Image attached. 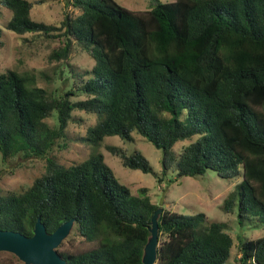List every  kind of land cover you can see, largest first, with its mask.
Returning a JSON list of instances; mask_svg holds the SVG:
<instances>
[{
  "label": "trees",
  "instance_id": "trees-1",
  "mask_svg": "<svg viewBox=\"0 0 264 264\" xmlns=\"http://www.w3.org/2000/svg\"><path fill=\"white\" fill-rule=\"evenodd\" d=\"M43 1L0 0L11 11L5 27L56 42L51 60H69L77 46L94 62L83 82L60 94L28 85L14 68L0 71L2 159H45L26 187L0 190V228L30 235L38 216L48 231L73 217L85 240L100 242L60 250L69 264H143L158 206L146 187L132 193L100 152L70 164L50 154L75 109L96 115L84 136L89 144L109 134L132 140L136 131L162 149V173L211 168L222 177L241 176L224 210L237 200L241 219L264 220V0H150L138 11L116 0H64L57 24L31 17L34 2ZM74 88L84 96L72 98ZM54 111L50 125L46 117ZM183 140L189 141L175 151ZM107 147L124 166L152 171L140 150ZM224 225L206 223L202 211L163 207L154 264H225L233 238ZM238 249L239 264H264V235L239 240Z\"/></svg>",
  "mask_w": 264,
  "mask_h": 264
},
{
  "label": "rangeland",
  "instance_id": "rangeland-1",
  "mask_svg": "<svg viewBox=\"0 0 264 264\" xmlns=\"http://www.w3.org/2000/svg\"><path fill=\"white\" fill-rule=\"evenodd\" d=\"M116 1L134 11L147 9L150 2V0ZM64 11V0H44L40 3L34 2L30 15L35 19L57 24L63 17ZM10 13V9L0 4V71L14 68L28 76V85L43 86L54 94L62 93L74 81L81 83L85 80L86 71L94 62L86 51L76 46L69 60H51L49 53L56 42L35 34L23 35L7 29L5 24ZM23 37H27L28 40L24 41ZM83 96L84 94L78 91L77 95L71 97L76 99ZM46 121L50 125L56 123L55 111L53 115L46 117ZM95 121L94 113L73 110L65 136L58 139L50 154L58 161L70 164L87 158L91 153L100 152L104 161L112 168L115 177L119 182L127 185L132 193L139 194L140 188L146 187L151 200L159 203L163 199L162 205L165 208L186 214L202 211L205 213L206 223L214 220L224 222V228L233 238L230 256L225 264H239L237 260L239 240L264 235V220L251 214L241 219L238 215L237 200L232 210L226 211L223 208L224 199L236 188L241 176L222 177L211 168L196 175H178L171 169L162 173V149L155 147L136 131H132V140L109 134L96 145L85 141L86 129ZM188 141L176 142L173 146L175 151H179ZM110 144L122 146L128 152L134 149L140 150L148 158L152 171L144 172L124 166L120 158L109 151L107 146ZM44 163V157L16 155L3 160L0 154L1 192L26 187L43 170ZM159 176L161 180H158ZM104 234L107 239L115 238L110 232L106 231ZM99 242V239L85 240L73 225L57 246V250L78 252L96 246ZM0 264L25 263L10 251H0Z\"/></svg>",
  "mask_w": 264,
  "mask_h": 264
},
{
  "label": "water",
  "instance_id": "water-1",
  "mask_svg": "<svg viewBox=\"0 0 264 264\" xmlns=\"http://www.w3.org/2000/svg\"><path fill=\"white\" fill-rule=\"evenodd\" d=\"M162 200L154 210L148 226L149 236L143 246V264H154L158 239V216L163 210ZM74 218H69L48 231L38 216L34 222L32 234L27 235L19 230L0 228V251H10L25 264H69L57 250V246L69 233Z\"/></svg>",
  "mask_w": 264,
  "mask_h": 264
}]
</instances>
